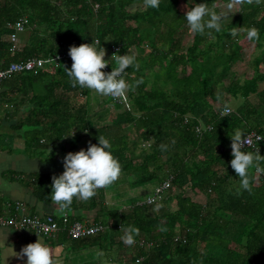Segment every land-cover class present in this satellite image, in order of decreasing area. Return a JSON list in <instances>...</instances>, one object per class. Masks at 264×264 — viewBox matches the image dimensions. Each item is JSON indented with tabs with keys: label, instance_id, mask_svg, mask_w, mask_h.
<instances>
[{
	"label": "trees",
	"instance_id": "16d2710c",
	"mask_svg": "<svg viewBox=\"0 0 264 264\" xmlns=\"http://www.w3.org/2000/svg\"><path fill=\"white\" fill-rule=\"evenodd\" d=\"M218 2L160 0L153 9L143 0H0V67L29 57H54L69 52L71 45L93 40L101 42L113 66V47L117 54L135 53L140 63L138 71L126 70V79L143 82L127 92L125 100L109 97L116 108L109 120L103 112L92 115L90 90L69 82L64 66L71 68V57L47 62L36 73L17 72L0 84V97L13 104L17 118L5 141L20 137L27 147H46L68 137L70 152H76L87 150L89 142L98 143L103 134L131 186L153 181V194L161 182L171 181L170 189L154 202H144L148 194L129 200L128 209L106 205L109 186L87 201L74 199L64 211L84 219L79 215L82 208H96L93 220L108 228L82 238L59 233V238H70L73 247L94 244L97 253L108 252L113 232L124 234L123 227L134 225L139 234L131 245L133 264L264 263V171L250 169L249 193L240 189V178L230 165L235 129L245 134L256 130L264 137V88L258 89L264 81V0L245 2L231 15H222ZM196 3L222 15L221 31H190L185 12ZM133 4L139 6L132 9ZM18 18L25 19L20 32L24 36L19 34V48L12 49L9 35ZM253 26L258 40H249L244 31L231 35L234 27ZM251 42L259 50L247 60L252 72L243 77L230 73ZM37 81L42 88L35 89ZM226 107L229 112H223ZM81 142L84 146L78 149ZM258 147L264 155V139ZM29 176L35 197L49 204L52 177L39 172ZM187 187L204 199L187 195ZM113 257L110 253L107 261Z\"/></svg>",
	"mask_w": 264,
	"mask_h": 264
},
{
	"label": "clouds",
	"instance_id": "9594fccd",
	"mask_svg": "<svg viewBox=\"0 0 264 264\" xmlns=\"http://www.w3.org/2000/svg\"><path fill=\"white\" fill-rule=\"evenodd\" d=\"M143 2L147 8L157 9L160 5V0H143ZM245 2L252 4L253 0H233L235 4ZM255 3H261V0H255ZM222 18L221 14L210 9L205 3H196L185 12L187 25L193 34L204 35L206 29L221 31ZM240 31H244L249 40L259 39V31L254 26L246 29L234 27L231 35L236 36ZM117 52L111 56L115 64L113 66L109 59H105L107 52L100 41L93 40L91 43H81L79 46L71 45L68 52L72 60L71 68L64 66L71 85L86 88L101 96L126 99L127 92L134 91L135 87L143 82L136 80L130 83L126 79V70L131 67L138 71L140 63L135 53L117 54ZM109 64L112 65V70L103 71ZM230 138L233 157L230 161L231 168L240 178V189L250 193L252 190L250 169L255 168L257 172L264 171V168L260 167L261 163H264V155H261L258 146L254 147L253 151H245L246 148L253 147V144L242 129H235ZM97 139L96 144L89 142L87 150L81 148L76 152H68L62 161L64 171L52 176L50 197L52 202L59 206L61 212L68 209L74 199L81 201L91 199L98 189L107 188L121 175L122 165L113 155V145L110 140L103 134H99ZM262 139L264 137L260 138ZM161 150H166V146L161 145ZM122 227L121 225L120 229ZM123 231L124 235L121 239L131 246L134 243V236L139 234V228L129 225L123 227ZM36 234L38 238L35 242L23 246L19 252L13 251V256L21 260L26 257V264H63L61 257L54 255L52 249L38 233Z\"/></svg>",
	"mask_w": 264,
	"mask_h": 264
},
{
	"label": "crops",
	"instance_id": "0c3cea01",
	"mask_svg": "<svg viewBox=\"0 0 264 264\" xmlns=\"http://www.w3.org/2000/svg\"><path fill=\"white\" fill-rule=\"evenodd\" d=\"M12 107L13 104L6 101L0 104V133L6 137L14 132L12 126L17 121L12 113ZM4 138H0V211L6 210L15 201H22L28 212L59 214L61 212L59 206L52 200L46 204L35 197L29 175L35 172L49 174L51 177L61 174L64 171L63 157L68 153L63 143L58 141L46 147L35 145L27 147L23 138L16 137L12 142L5 141ZM83 146L79 144L77 148ZM68 147L70 148L69 145ZM92 209L95 210L96 216V208ZM90 211V208H82L79 215L81 218L93 220L95 216L91 215L94 212ZM59 235L39 234L52 249L53 254L61 257L63 264H87L86 253L94 250L97 254V245L73 247L70 238L62 239ZM37 238V234L27 228L0 225V264H26L27 258L21 260L13 256V251L19 252L23 246L35 242Z\"/></svg>",
	"mask_w": 264,
	"mask_h": 264
},
{
	"label": "built area",
	"instance_id": "2783aa9c",
	"mask_svg": "<svg viewBox=\"0 0 264 264\" xmlns=\"http://www.w3.org/2000/svg\"><path fill=\"white\" fill-rule=\"evenodd\" d=\"M25 28V19L18 18L14 24V30L9 35L10 40L13 41L12 49L19 48V34ZM87 43V42H84ZM113 52H117V47H113ZM64 57H70L68 52L51 56L48 58H36L29 57L22 60L11 61L7 66L0 67V84L15 73L21 71L31 70L36 73L41 67L53 60L57 61ZM105 72H110L107 66L103 69ZM115 100H125L116 99ZM229 112V108H225ZM249 139L252 141L253 147L258 146L262 135L256 130H250L246 133ZM171 187L170 179H166L157 185L155 192L149 194L144 202L152 203L156 199L163 195L165 190H169ZM0 225L12 226L15 228H27L32 230L33 233H38L45 236H55L59 233H66L70 238H82L90 236L100 231H104L108 228V224H104L97 220L79 219L73 216L68 211H64L59 214L53 212L38 214L26 211V205L22 201H15L12 205L8 206L6 210L0 211ZM148 244V243H147ZM138 260V259H137ZM264 264V263H263Z\"/></svg>",
	"mask_w": 264,
	"mask_h": 264
},
{
	"label": "rangeland",
	"instance_id": "374dc122",
	"mask_svg": "<svg viewBox=\"0 0 264 264\" xmlns=\"http://www.w3.org/2000/svg\"><path fill=\"white\" fill-rule=\"evenodd\" d=\"M255 2V0H253ZM220 8V12L222 15H231L235 14V11H239L242 7V4H235L233 3V0L229 1H223L219 0V2L216 4ZM231 5V6H230ZM139 5L133 4L130 7L132 9L138 7ZM24 34H20V37H22ZM191 40V37L187 38V41L189 42ZM22 42V41H21ZM254 43L251 42L249 45H247L242 52V60H239L232 64L230 68L231 72H236L238 76H245L246 72L251 73L252 69H250V66L248 64V58L249 56H252L251 52H258L259 50L254 47ZM131 52H135V48H132ZM106 58V57H105ZM41 81H37L35 84V89L42 88V84L39 83ZM264 88V81H260V85L258 87L259 90ZM251 97L255 99L254 94H251ZM81 99L84 101L85 97L81 96ZM107 99V100H106ZM4 98L0 97V104H3L5 101H3ZM88 102L90 103V108L92 110V115L95 117L98 116L97 113L103 112L104 117L109 120L115 115L116 108L114 107L113 103L110 102L109 97L101 96L96 94L95 92L91 91L90 95H88ZM223 112H228L225 108L223 109ZM0 138H4L5 136L0 133ZM65 146L66 152L70 151V148L68 147V137L65 139H62L60 141ZM82 146L84 145V142L80 143ZM129 177L121 172V175L117 181H115L113 184L109 186L108 189H106L105 193V203L108 206H121L122 209H128L129 208V200L131 199H144L149 193H152L154 191L155 182H148L146 184H142L139 186H131L129 181ZM176 192L175 188H172V195ZM185 193L189 196H191L195 200H203L204 195L201 193H195L191 190V188H186ZM139 200V201H141ZM170 206L173 207L174 202L171 200L169 202ZM94 212L91 216H95V210L91 209ZM90 219V218H89ZM108 240L110 239V234H112L111 230L108 231ZM115 234L114 240L112 241L111 248H108V252L106 251H100L99 253L95 254L96 252L94 250H89L88 255H86L87 262H92L93 264H133L131 260V254L134 252L132 250L131 246L124 243V241L121 239V237L124 234H116V232H113ZM111 240V239H110ZM121 241V243H119ZM98 252V251H97ZM110 253L115 254L117 257H113L111 261H107L106 258L110 255ZM120 260V261H119Z\"/></svg>",
	"mask_w": 264,
	"mask_h": 264
}]
</instances>
